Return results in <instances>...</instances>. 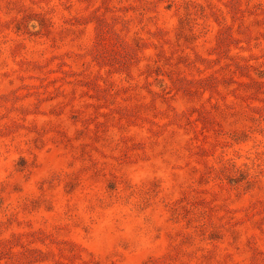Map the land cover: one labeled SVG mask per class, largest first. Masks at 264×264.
<instances>
[{
  "label": "rangeland",
  "instance_id": "rangeland-1",
  "mask_svg": "<svg viewBox=\"0 0 264 264\" xmlns=\"http://www.w3.org/2000/svg\"><path fill=\"white\" fill-rule=\"evenodd\" d=\"M0 264H264V0H0Z\"/></svg>",
  "mask_w": 264,
  "mask_h": 264
}]
</instances>
